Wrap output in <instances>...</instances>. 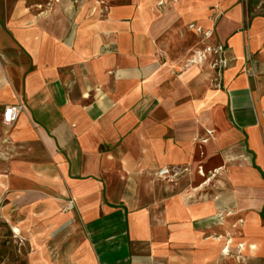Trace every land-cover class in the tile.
Segmentation results:
<instances>
[{"label": "crops", "instance_id": "0c3cea01", "mask_svg": "<svg viewBox=\"0 0 264 264\" xmlns=\"http://www.w3.org/2000/svg\"><path fill=\"white\" fill-rule=\"evenodd\" d=\"M0 220V264H264V0H0Z\"/></svg>", "mask_w": 264, "mask_h": 264}, {"label": "built area", "instance_id": "2783aa9c", "mask_svg": "<svg viewBox=\"0 0 264 264\" xmlns=\"http://www.w3.org/2000/svg\"><path fill=\"white\" fill-rule=\"evenodd\" d=\"M163 1H160L159 4H163ZM197 32L203 35L204 39H208L212 35L211 29H205L202 26H198L196 24L191 25ZM208 55L214 56L213 67L215 70H218L220 73L224 72V70L228 67V58L226 56V48L223 44L207 45L204 49H198L195 51L194 56L189 60L190 64L192 63H201L207 59ZM193 60V61H192ZM23 106L21 104L18 105H7L2 114V122L5 125H12L13 122L17 119L19 114L21 113ZM214 130H207L206 135L202 136L200 141L202 143H207L209 139L213 136ZM189 167H181V166H163L160 167L156 171V176L169 182V183H177L178 179L189 172ZM218 169L211 171L207 176L203 167H199V174L205 177L203 181L204 184H207L211 181L212 177L216 174Z\"/></svg>", "mask_w": 264, "mask_h": 264}, {"label": "rangeland", "instance_id": "374dc122", "mask_svg": "<svg viewBox=\"0 0 264 264\" xmlns=\"http://www.w3.org/2000/svg\"><path fill=\"white\" fill-rule=\"evenodd\" d=\"M77 3L80 0H76ZM104 2L105 0H94V2ZM103 5H105L104 3H102ZM214 9H216V7H213ZM222 14V13H220ZM199 26V25H198ZM207 46V43H205V41L203 42V40L200 37H197L195 34H193L192 32L188 31L186 27H184V29H182L181 31H179L175 38L172 40L171 43V49H172V54L171 57L174 58L175 60H177L179 63L184 64L183 62H185V60L187 61V66L189 67L191 64L189 62V59L192 58V56L195 54V51L197 49H204ZM213 63H214V56L212 55H208L207 59L204 60L203 64V68L204 69H211L212 70V74L210 75V79H209V86L212 88H217L220 89L221 85V78H220V72L214 71V67H213ZM182 69H179V71H177V74L181 73ZM1 221V220H0ZM5 237H8L7 234L5 233L4 235V231L0 230V244L2 243L1 241L4 240ZM7 239V238H6ZM15 237H14V233L12 232V257L10 258V262H8L7 264H29V260L27 262H25V258L24 255L27 254V248L24 246L22 247V254H20V252L17 250H15V244H17L15 242ZM30 248V247H29ZM7 249V248H6ZM0 250L3 251V247H0ZM18 253L19 255H22L21 257H13V253ZM240 263H244V262H240Z\"/></svg>", "mask_w": 264, "mask_h": 264}, {"label": "bare ground", "instance_id": "6f19581e", "mask_svg": "<svg viewBox=\"0 0 264 264\" xmlns=\"http://www.w3.org/2000/svg\"><path fill=\"white\" fill-rule=\"evenodd\" d=\"M14 230L16 231V233H18V234L20 233V229L18 227H14Z\"/></svg>", "mask_w": 264, "mask_h": 264}]
</instances>
